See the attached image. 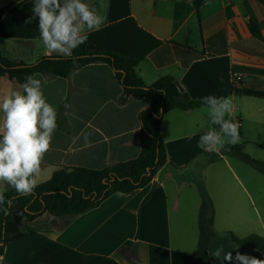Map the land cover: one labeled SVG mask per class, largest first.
I'll use <instances>...</instances> for the list:
<instances>
[{
    "label": "crops",
    "instance_id": "obj_1",
    "mask_svg": "<svg viewBox=\"0 0 264 264\" xmlns=\"http://www.w3.org/2000/svg\"><path fill=\"white\" fill-rule=\"evenodd\" d=\"M13 1L0 0V8ZM84 2L97 9L109 5L104 26L87 33L88 51L141 59L137 71L145 84L170 75L193 100L232 97L238 144L252 158L251 151L259 152L262 158L254 159L264 161V0H208L198 13L191 0ZM35 4H23L1 31L0 48L11 62L32 64L60 56L41 41ZM250 21L258 24L262 39L252 35ZM36 74L57 112V129L37 184L64 168L101 170L140 155V113L150 99L126 97L108 64H88L68 78ZM234 75L241 80L233 82ZM11 91H22L21 85L0 77V97ZM208 130L205 105L169 111L160 129L168 161L148 185L115 193L83 214H44L29 224L35 234L6 245L0 264H85L90 255L120 264H200L194 253L202 189L208 190L207 175L216 168L209 154L218 153L198 147ZM220 158L225 167L218 166V182L209 183L215 231L208 248L211 262L222 264L224 253L235 257L237 251L264 260V253L235 243L228 234L264 237V216L257 206L264 209V184L244 172L241 176L227 155ZM13 189L0 182V193ZM218 248L223 252L215 259Z\"/></svg>",
    "mask_w": 264,
    "mask_h": 264
},
{
    "label": "trees",
    "instance_id": "obj_2",
    "mask_svg": "<svg viewBox=\"0 0 264 264\" xmlns=\"http://www.w3.org/2000/svg\"><path fill=\"white\" fill-rule=\"evenodd\" d=\"M29 0H15L0 8V34L6 22L19 14L23 4ZM208 0H191L198 13ZM255 38L262 39L255 21L249 22ZM102 62L114 71L123 87L124 95L134 99L148 97L150 105L140 113V155L130 161L118 163L101 170L81 167L64 168L29 194L22 195L15 189L4 193L8 215L0 211V256L8 243L36 233L30 223L48 213L53 216L83 214L98 207L115 193L129 194L148 185L157 172L167 164V151L160 135L161 123L166 113L173 109L192 110L203 106L202 101L193 100L183 91L173 76L167 75L151 85L145 84L137 68L141 59L125 57L115 53L88 51L87 40L73 51L71 58L46 56L32 64L11 62L0 48V77H7L22 85L26 78L36 73L68 78L73 72L88 64ZM232 151L264 173V161L254 159L243 152V145H226ZM237 244L255 248L264 253V237L252 234L239 238L228 232ZM214 231V213L210 200L204 199L199 219V241L194 255L200 264H212L208 248ZM85 264H120L111 257L90 255Z\"/></svg>",
    "mask_w": 264,
    "mask_h": 264
},
{
    "label": "clouds",
    "instance_id": "obj_3",
    "mask_svg": "<svg viewBox=\"0 0 264 264\" xmlns=\"http://www.w3.org/2000/svg\"><path fill=\"white\" fill-rule=\"evenodd\" d=\"M107 3L99 9L90 7L84 0H36L34 13L43 45L50 52L71 58L73 51L87 40V33L99 31L107 19ZM30 75L21 85L22 91H11L0 97V182H6L19 194L26 195L37 187L35 177L49 150L57 129V112L47 102L42 91V80ZM207 108L209 130L200 136L198 147L204 151L219 152L226 145L240 142L237 123L234 122L232 97L202 98ZM226 117H228L226 119ZM212 125L219 126V131ZM88 142V136H84ZM122 195V193H118ZM9 203L0 193V205ZM5 215L7 208L0 209ZM218 248L213 258L220 259ZM228 264H264V260L236 252L224 253Z\"/></svg>",
    "mask_w": 264,
    "mask_h": 264
},
{
    "label": "rangeland",
    "instance_id": "obj_4",
    "mask_svg": "<svg viewBox=\"0 0 264 264\" xmlns=\"http://www.w3.org/2000/svg\"><path fill=\"white\" fill-rule=\"evenodd\" d=\"M243 152L246 153V151H244V150H243ZM251 152H253V154H255L254 156H256V157H254V158H262V157H259V155H256V154H259V152L258 153H255L256 151H251ZM222 154L227 155V159L232 166L239 167L241 169V171L240 170L238 171L239 174H241V176H242L241 172H244L243 174L245 176L247 174H249L250 179L253 177L255 182H259V183L264 184V173L263 172L258 170L251 163L242 159L236 153L229 151V150H225V148H222V151H219L218 153H214L213 155L209 154V157H208L209 162L211 160V162H215V163L217 162V163L215 164V166L212 165L213 167H216V168H214V170H212V172H210L207 175L208 182H206V183H208V190L206 189L205 185H203L202 196H201L203 201L205 198H207L208 200L211 201V196L209 194V183L212 182V185H213V184H216L218 182L217 176L215 175V170L217 169L218 166L225 167V163L220 160L221 159L220 156ZM257 206H258V209L261 212V214L264 216V209H262L260 207V205H257Z\"/></svg>",
    "mask_w": 264,
    "mask_h": 264
},
{
    "label": "built area",
    "instance_id": "obj_5",
    "mask_svg": "<svg viewBox=\"0 0 264 264\" xmlns=\"http://www.w3.org/2000/svg\"><path fill=\"white\" fill-rule=\"evenodd\" d=\"M239 80H241V76H239V75H234V77H233V82H238Z\"/></svg>",
    "mask_w": 264,
    "mask_h": 264
}]
</instances>
